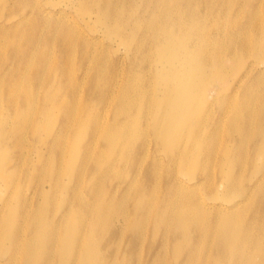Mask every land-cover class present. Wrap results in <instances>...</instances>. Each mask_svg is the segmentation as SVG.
I'll use <instances>...</instances> for the list:
<instances>
[{
    "label": "bare ground",
    "instance_id": "obj_1",
    "mask_svg": "<svg viewBox=\"0 0 264 264\" xmlns=\"http://www.w3.org/2000/svg\"><path fill=\"white\" fill-rule=\"evenodd\" d=\"M14 1L0 0V264H264V0ZM148 136L163 186L155 163L136 177Z\"/></svg>",
    "mask_w": 264,
    "mask_h": 264
},
{
    "label": "rangeland",
    "instance_id": "obj_2",
    "mask_svg": "<svg viewBox=\"0 0 264 264\" xmlns=\"http://www.w3.org/2000/svg\"><path fill=\"white\" fill-rule=\"evenodd\" d=\"M62 5L64 4L63 3V0H60L59 1ZM9 4H15V1L14 0H10V2H9ZM262 7H264V4H262ZM23 11V10H22ZM246 12V11H245ZM244 12V13H245ZM251 28H253L252 26H251ZM262 29H264V28H262ZM261 68H264V64H262L261 65ZM231 71H232V69L229 71V77L227 78V82H228V84H230L231 83V77H230V74H231ZM253 75V74H252ZM252 75L243 83V85L240 87V88H237V90H235V91H233L231 94H232V96H226V97H224V99H226V101L228 102V104H231V103H234V104H237L235 101H239V100H241L242 99V95H243V88L247 85V83L251 80V78H252ZM221 87L220 86H216V89H220ZM207 112V111H206ZM207 114L210 116V117H213V116H216V113L213 111L212 113L211 112H207ZM176 133H177V135L179 136V137H183V136H186V131L185 130H182V129H179V130H176L175 131ZM40 134L41 135H44V133L43 132H40ZM149 139H152V137L151 136H148L147 137V140H143L142 141V144H141V147H140V149H142L141 150V153H140V155H141V160H139L138 161V165H137V167H136V169H135V173H136V177H138V179H141V178H143V176H144V174H145V171L146 170H148V169H150V168H152V165H153V163H155L156 164V166H155V168H158V172H157V175H156V178H157V181H158V185L159 186H163L164 185V183H165V181H164V178H165V175H164V172L163 171H160L159 169H160V167L161 166H163L167 161H166V159L161 163V162H152V161H149V160H145V152L143 151V149H147V142H148V140ZM149 145H150V149H152V148H154L155 147V144H154V139H152V141L151 142H149L148 143ZM185 145H183L182 147H184ZM223 149L225 150V147H223ZM181 150H182V148H181ZM177 154H179V152L178 151H176L175 153H173L172 155H177ZM249 154H250V147L249 146H247V155L249 156ZM46 155H49V154H46ZM122 157H123V155L122 156H120V155H118L117 156V158L116 159H118L119 161H120V164L122 163ZM47 158V157H46ZM38 159L34 156L33 157V159H32V162H36ZM41 174H42V176L43 177H45V173L44 172H42L41 171ZM218 174V173H217ZM35 175H34V173L32 172V178H31V180H30V182L29 183H27V185L24 187V191H23V195H25L28 199H29V196H30V190L33 188V186L34 185H36L38 182L37 181H39V180H41L42 178H39V175H37V177H34ZM218 180V179H217ZM61 181H64V182H68V178H66V176H62V179H61ZM37 182V183H36ZM125 182V180L123 181V182H121V183H124ZM218 182L219 181H217L216 183H217V185H216V187L218 186ZM126 183H127V181H126ZM132 186H130L129 187V189L127 190V193H126V195L128 194V192H129V190H130V188H131ZM45 191H47V192H49V187H48V185L46 184V187H45ZM86 196V195H85ZM33 197V199H32V207L30 208L31 209V212L32 213H34V214H37V215H41L42 214V212L39 210V208L37 209V205L38 204H40L39 205V207H42L43 205H44V203H45V199H44V195H42V196H39V194L38 193H36L35 195H33L32 196ZM87 197V196H86ZM44 199V200H43ZM57 199H58V202L60 203V195L59 196H57ZM29 202L31 203V201H30V199H29ZM11 205H14V203H11ZM17 207H19V208H22L20 205H18L17 204ZM133 211L132 210H130V208L128 207V209H127V214L129 215L128 216V220L123 216V214H124V209H122L121 211H120V213H119V215L118 216H116L115 218H114V220H116L115 221V224L117 225V227H119V228H127V227H131V220H132V217H130L132 214ZM62 214V211L61 210H58L57 211V216H60ZM32 217L31 216H28V220H30ZM1 223V222H0ZM122 226H121V225ZM151 224H152V218L151 217H147L146 218V227L147 228H149L150 226H151ZM132 228V227H131ZM148 238V235H146L145 237H143L142 238V241H141V243H140V247H141V249H142V254H143V251L145 250V248H146V246H147V244H148V242H149V240L147 239ZM127 244H128V242L126 241L124 244H123V246H127ZM9 255V257L10 258H13L14 257V254H8ZM124 254H117L113 259L115 260V261H117L119 264H122V256H123ZM82 256V254H79V258ZM145 257H146V254H143V256H142V261L143 260H145ZM1 259V258H0ZM16 259L17 260H20L21 259V256H17L16 257ZM4 259H1V261H3ZM22 261H24V259L22 260ZM139 261V260H138ZM139 262H141V261H139Z\"/></svg>",
    "mask_w": 264,
    "mask_h": 264
}]
</instances>
